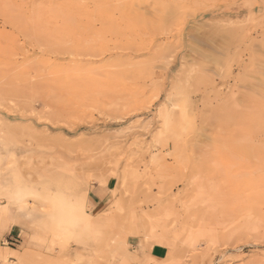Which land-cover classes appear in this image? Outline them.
Here are the masks:
<instances>
[{
    "label": "rangeland",
    "instance_id": "rangeland-1",
    "mask_svg": "<svg viewBox=\"0 0 264 264\" xmlns=\"http://www.w3.org/2000/svg\"><path fill=\"white\" fill-rule=\"evenodd\" d=\"M0 264H264V0H0Z\"/></svg>",
    "mask_w": 264,
    "mask_h": 264
},
{
    "label": "bare ground",
    "instance_id": "bare-ground-1",
    "mask_svg": "<svg viewBox=\"0 0 264 264\" xmlns=\"http://www.w3.org/2000/svg\"><path fill=\"white\" fill-rule=\"evenodd\" d=\"M162 118L164 126L168 128L170 122V114L168 112L164 114L162 113ZM28 197L29 194L27 192L17 191L13 192L12 194H9L8 200L18 212H23L26 210V205L30 204L27 201ZM46 202L48 203V208L50 211L49 214L46 215V228L49 229L50 243L52 245L66 243L64 223L69 227L71 226V228L75 226L80 227L81 232L84 235L83 237L86 236L92 239V235L94 230L96 229V226L95 223L91 220V218L84 212L82 207L79 206L78 209H74V207L65 208L61 204H59V202H56L55 200L49 198H46Z\"/></svg>",
    "mask_w": 264,
    "mask_h": 264
},
{
    "label": "crops",
    "instance_id": "crops-1",
    "mask_svg": "<svg viewBox=\"0 0 264 264\" xmlns=\"http://www.w3.org/2000/svg\"><path fill=\"white\" fill-rule=\"evenodd\" d=\"M98 198V197H97Z\"/></svg>",
    "mask_w": 264,
    "mask_h": 264
}]
</instances>
